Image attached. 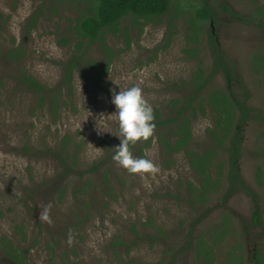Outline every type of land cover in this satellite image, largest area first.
<instances>
[{
    "label": "rangeland",
    "instance_id": "obj_1",
    "mask_svg": "<svg viewBox=\"0 0 264 264\" xmlns=\"http://www.w3.org/2000/svg\"><path fill=\"white\" fill-rule=\"evenodd\" d=\"M94 3L0 0V50L15 45L22 55L17 63L0 60V264H14L4 254L10 244L23 264H207L195 251L201 239V245L212 247V264H234L231 256L259 264L257 250L264 259V122H247L239 161L257 204L241 190L222 203L227 188L224 146L217 148L209 167L217 187L201 197V180L187 151L215 149L208 131L215 127V116L207 101L214 88L229 91L264 116V30L246 23L257 8L264 14V0H170L169 12L147 22L140 34L125 18L117 33L104 37L111 54L107 68L100 42L82 43L83 59L71 88H62L54 115L53 107L46 101L40 107V95L16 77L25 74L55 89L62 65L80 54L73 27ZM203 3L213 10L212 20L195 19L194 11ZM222 3L245 22L223 13ZM191 22L198 34L194 42L187 39L193 35ZM208 31L242 85L217 72L201 95L205 114L192 119L187 150L164 155L158 135L174 141L176 126L154 129L150 145L142 153L131 152L153 160L159 170L129 173L112 159L119 139L114 135L117 121L109 115L115 111L110 89L136 85L160 119L172 116L171 101L190 92L198 67L206 75L211 71ZM63 139L71 152L74 144L80 146L76 167L67 174L49 151ZM44 205H49L48 220L39 216ZM254 209L261 213L262 226L251 222ZM199 218L190 237V225Z\"/></svg>",
    "mask_w": 264,
    "mask_h": 264
},
{
    "label": "trees",
    "instance_id": "obj_2",
    "mask_svg": "<svg viewBox=\"0 0 264 264\" xmlns=\"http://www.w3.org/2000/svg\"><path fill=\"white\" fill-rule=\"evenodd\" d=\"M90 13L84 18L77 21L73 29L75 36H77L76 42V52L79 55L73 54L72 57L62 65L63 75L62 80L55 89H48L42 85L38 80L27 76L25 74H20L16 77V82L21 84L24 88L35 92L40 95L38 97L39 106L45 101L53 107V112L55 115V108L57 106L56 100L61 94L62 88L67 86L71 88L72 76L74 70L80 66L81 60L83 59L84 53L82 52L83 44H94L100 42L104 48V52L107 57L106 68L108 67L107 62L110 60V50H107L105 46L104 37L106 33L115 34L120 28L121 22L125 18H129L131 25L136 29L137 33L140 34L143 26L152 21L155 18L163 16L165 13L169 12L170 0H93ZM220 9L223 13L230 15L234 19L245 22L241 16L228 8L224 3L220 5ZM257 14L253 18H249V22L246 23L256 25L264 30V14L257 8L255 10ZM195 19L199 21H209L213 19V10L208 6L207 3H203L200 7L196 8L194 11ZM36 15L33 14L30 18L27 30L34 26V19ZM174 26L171 24L169 29ZM189 29L193 31L191 37L188 36V40L194 42L198 38V34L195 31L194 22L189 24ZM199 30V28H198ZM126 34V30L124 31ZM206 40L209 46L210 54L212 57L211 71L209 74H205L202 67L192 74L189 87L190 92L184 96L182 100H173L172 104V116L164 119H160V115L157 110L153 111L154 115V129H163L166 126H176L175 134L176 137L174 141H170L167 136L158 135V143L162 149L164 155L169 156L175 152H180L182 150H187L189 147V142L191 141V122L192 119L198 114H205V110L202 104L201 95L204 88L210 83L213 76L220 72L227 82L237 83L242 85L240 75L234 66H229L224 57L222 48L216 42V38L209 31L206 32ZM20 48L12 45L6 52H1L0 50V60L4 59L11 63H17L21 60ZM56 91V96H55ZM49 100H51L49 102ZM208 107L214 111V125L213 129H209L211 139L215 144V149H207L201 154L187 151L190 158V165L197 175H199L200 183V196L204 197L206 193L214 189L218 182V179L214 182L211 180L209 173V167L213 163V160L217 157L219 150L217 148L225 147L227 160H226V184L227 188L225 193L222 195V203L231 197L233 193L237 190L243 191L253 200L254 204H257V194L252 191L245 181L243 180L239 171V161L241 158V147L243 141V129L247 122L250 120H257L264 122V116L260 115V111L253 107L248 106L245 102H238L232 93L225 91L220 88H214L209 91L207 95ZM62 144L55 148L54 150H49L55 153V157L60 162L63 167L65 174L73 171L76 167L77 156L79 152V145H75L74 150L71 152L68 148V141L63 139ZM141 142V143H140ZM151 143V137L147 140L137 141L135 144H130V150L136 149L139 153L145 147H148ZM226 145V146H225ZM111 160H104L107 163ZM222 164L218 165L220 169ZM196 191V190H194ZM76 192H79L76 190ZM214 208L207 210L204 215L209 214ZM200 218L193 221L190 225L188 234L192 237V232L195 226L199 223ZM251 222L253 225L262 226L261 213L258 209H254L251 215ZM224 228V227H223ZM226 228V227H225ZM222 229V228H221ZM227 229V228H226ZM225 229V233L227 230ZM224 233V234H225ZM201 238H199L200 240ZM202 241V239H201ZM201 241L197 242L195 251L199 256L207 260V264L211 263L212 247L206 245ZM4 254L6 257L12 260L14 264H23L22 259L18 254V249L13 247V245H6L4 247ZM234 264H245L241 261L239 256H231ZM255 260L259 264H264V259L262 257L261 251L257 250L255 254ZM130 264V263H124ZM156 264H161L160 262Z\"/></svg>",
    "mask_w": 264,
    "mask_h": 264
},
{
    "label": "clouds",
    "instance_id": "obj_3",
    "mask_svg": "<svg viewBox=\"0 0 264 264\" xmlns=\"http://www.w3.org/2000/svg\"><path fill=\"white\" fill-rule=\"evenodd\" d=\"M110 91L115 111L109 115L117 121L118 133L114 135L119 139V144L114 146L113 161L129 173L157 172L159 169L153 160L134 156L129 147L130 144L147 140L153 135L155 125L151 104L145 99L142 89L136 85ZM48 212L49 205H44L39 212L40 218L48 220Z\"/></svg>",
    "mask_w": 264,
    "mask_h": 264
}]
</instances>
